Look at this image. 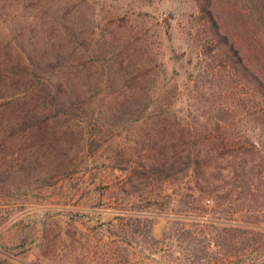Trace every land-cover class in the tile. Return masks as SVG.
<instances>
[{"label":"rangeland","instance_id":"374dc122","mask_svg":"<svg viewBox=\"0 0 264 264\" xmlns=\"http://www.w3.org/2000/svg\"><path fill=\"white\" fill-rule=\"evenodd\" d=\"M195 7L196 0H0V51L46 60L72 49L83 56L77 64L88 100L68 120L76 143L67 145L63 168L30 165L34 149L20 150L16 136L0 133V264H211L183 255L182 221L197 225L207 215L252 224L240 214L251 206L238 185L244 178L229 170L239 156L264 158V146L251 155L250 143H264L260 103L245 83L225 80L226 70L198 62L189 33ZM50 60L56 85L61 63ZM163 118L240 138L234 153L213 160L212 209L188 175L140 174L153 140L169 137L159 131Z\"/></svg>","mask_w":264,"mask_h":264},{"label":"trees","instance_id":"16d2710c","mask_svg":"<svg viewBox=\"0 0 264 264\" xmlns=\"http://www.w3.org/2000/svg\"><path fill=\"white\" fill-rule=\"evenodd\" d=\"M189 33L191 51L196 53L199 63L213 71L226 70L225 80L234 78L248 85L251 95L260 103L256 119L264 124V0H229L228 3L196 0ZM72 41L73 36L67 44ZM71 51L56 49L46 60L42 56L34 59L23 52L0 51V133L16 136L15 143L22 146L20 150L34 149L33 155L29 153L25 157L30 165L38 160L50 169L63 168L64 155L69 153L67 145L75 142L74 128L68 120L74 117L77 108L86 107L88 100L77 64L83 56L76 58ZM52 58L61 63L56 85L50 78V68L45 65ZM227 122V118L221 117L217 125L224 127ZM159 125V131L167 132L169 137L153 140L148 160L139 167L140 174L156 181H174L188 175L191 189L202 191L205 206L212 209L219 186L215 184L217 172L212 170L213 160L234 153L240 138L226 130L220 134H198L188 127L186 131L181 121L167 118ZM250 143L251 155L253 149L259 152L264 146L254 138ZM7 155L13 159L10 152ZM263 163L262 157L239 156L229 170L234 176L244 178L238 185L245 190V197L250 198L251 206L241 209L240 214L250 218L251 225L226 224L205 215L197 225L182 221L177 227L178 241L186 242L182 245L183 255L190 256L193 263L264 264V226H257L264 224ZM174 196L181 203H188L181 198L183 193L175 192Z\"/></svg>","mask_w":264,"mask_h":264}]
</instances>
